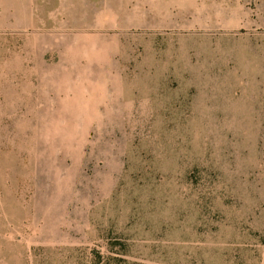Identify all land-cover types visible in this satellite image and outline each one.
<instances>
[{
    "label": "rangeland",
    "instance_id": "rangeland-1",
    "mask_svg": "<svg viewBox=\"0 0 264 264\" xmlns=\"http://www.w3.org/2000/svg\"><path fill=\"white\" fill-rule=\"evenodd\" d=\"M0 264H264V0H0Z\"/></svg>",
    "mask_w": 264,
    "mask_h": 264
}]
</instances>
